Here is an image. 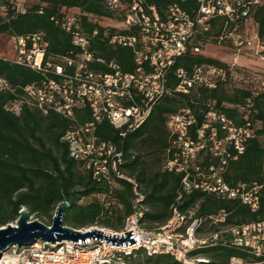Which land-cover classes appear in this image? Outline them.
Instances as JSON below:
<instances>
[{
	"label": "built area",
	"instance_id": "built-area-1",
	"mask_svg": "<svg viewBox=\"0 0 264 264\" xmlns=\"http://www.w3.org/2000/svg\"><path fill=\"white\" fill-rule=\"evenodd\" d=\"M197 3L198 9L193 14L179 4L170 5L161 14L145 0L128 3L107 0L113 18L64 7L52 20L70 35L74 49L66 55L48 56L49 42L43 32L12 37L15 57L0 59L30 68L41 79L25 86L23 94L6 109L15 115H20L24 108L37 109L44 115L57 113L69 122L61 139L69 157L108 188L82 202L97 201L111 214L113 208H123L114 188L122 181L132 186V212L121 231L99 225L81 230L114 236L133 231L136 243L118 247L106 244L105 240L85 244L37 240L10 246L0 264H121L138 251L148 256L169 255L179 264H204L209 260L195 253L218 245L244 253L245 257H232L228 264H264V222L227 225L225 210L205 218L198 216V205L185 211L180 207L187 196L202 192L220 200H238L252 211L259 209L263 186L256 181L227 182L225 175L229 163L238 160L246 152L249 140L256 136L249 116L252 97L264 92V76L257 89H249L252 97L246 99L245 105L223 103L224 107L238 111L243 124L227 116L210 100L207 110L201 111L202 123L190 108L169 116L170 146L163 171L180 175L181 189L171 207L170 219L155 230L143 227L146 196L137 179L126 173L122 146L97 134L99 126L106 121L122 139L126 138L147 122L166 97L188 95L199 89L212 90L236 80L244 72L236 68L243 53L264 65V40L254 19L257 10L264 8V0H197ZM84 18L102 30H87ZM213 25L221 28V32L208 36ZM98 38L112 47L131 49L134 71L125 72L116 60L98 56L93 49ZM197 39L214 40L224 46L232 53L233 61L224 66L196 64L192 69L175 68ZM172 73L177 81L175 87L169 85ZM0 91L14 93V88L7 79L0 78ZM206 220L219 230L207 233Z\"/></svg>",
	"mask_w": 264,
	"mask_h": 264
},
{
	"label": "trees",
	"instance_id": "trees-1",
	"mask_svg": "<svg viewBox=\"0 0 264 264\" xmlns=\"http://www.w3.org/2000/svg\"><path fill=\"white\" fill-rule=\"evenodd\" d=\"M35 1L25 12H21L11 1L0 0V34L14 37L43 32L49 42L48 56L66 55L74 49L70 35L52 20L60 9L79 8L96 17H115L108 10L107 0ZM122 1L128 3L131 0ZM145 2L156 6L161 14L173 4H179L191 14L198 9L197 0ZM254 19L259 25L258 34L264 40V8L257 10ZM84 25L87 30H102L98 25L89 23L87 18H84ZM220 32L221 28L213 25L208 36L219 35ZM199 43L200 39H197L186 55L178 60L175 68L192 69L196 64L225 65L203 55ZM93 49L108 61L116 60L125 72L134 71L131 49L112 47L100 38L95 40ZM0 78L7 79L14 88V93L0 91V228L16 223L22 208H27L31 215H37L41 222L50 225L46 220L52 222L58 204L67 201L69 207L65 212V225L80 230L99 225L121 231L126 217L132 212V186L122 181L119 187L114 188V195L123 208L115 207L111 214L97 201L79 204L82 198L108 188L95 181L90 172L69 157L68 148L61 141L69 122L57 113L44 115L37 109L24 108L20 115H15L6 109L11 101L23 94L25 86L39 81L41 75L10 60L0 59ZM169 85H177L173 73ZM248 97H252L249 89H230L229 83H224L212 90L199 89L188 95L166 97L155 107L147 122L126 138L122 139L119 132L106 121L99 126L97 134L101 139L122 146L127 160L124 166L126 173L137 179L146 196L150 211L145 213L144 228L155 230L170 219L171 207L176 203L181 189L180 175L163 172L170 146L167 128L169 116L182 108H190L202 123L201 111L207 110L206 104L210 100L215 101L217 108L227 116L243 124L238 111L224 107L223 103L243 106ZM252 103L249 119L256 136L249 140L246 152L229 163L225 179L231 183L256 181L261 184L259 209L252 211L238 200H220L213 195L195 192L184 199L180 206L183 211L198 205V216L205 218L225 210L228 213L227 225L264 222V92L252 97ZM85 118L88 119L89 115H85ZM204 227L207 233L219 230L208 220L204 222ZM195 254L209 260L204 264H228L232 257H245L239 249L224 245L203 249ZM139 256L144 261L131 262ZM125 261L129 264H179L169 255L148 256L142 251L126 257Z\"/></svg>",
	"mask_w": 264,
	"mask_h": 264
},
{
	"label": "water",
	"instance_id": "water-1",
	"mask_svg": "<svg viewBox=\"0 0 264 264\" xmlns=\"http://www.w3.org/2000/svg\"><path fill=\"white\" fill-rule=\"evenodd\" d=\"M68 207L69 203L67 201L58 204L50 226L38 220L31 221L27 208H22L16 224H8L0 228V260L10 246L27 245L37 240L51 244L63 241L85 244L92 240H105L106 244L118 247H127L136 243L133 231L125 233L122 236H114L96 230L82 231L65 225L64 217Z\"/></svg>",
	"mask_w": 264,
	"mask_h": 264
},
{
	"label": "rangeland",
	"instance_id": "rangeland-1",
	"mask_svg": "<svg viewBox=\"0 0 264 264\" xmlns=\"http://www.w3.org/2000/svg\"><path fill=\"white\" fill-rule=\"evenodd\" d=\"M9 1H11V3H13V5L20 11L26 10L27 8H30L34 3H36L35 0H9ZM199 46L201 47L203 55H205L206 57L217 59L223 63H231L233 61L232 53L224 46L217 44L214 40L205 43L200 42ZM15 55H16L15 44L12 37L4 34H0V57H5L10 59L15 57ZM236 68L239 70V72L241 71L244 72L239 73V75H237L236 80L232 79L230 81L229 83L230 89H233L235 87L257 89L259 87V83L261 81L260 79L264 76V72H263L264 65L262 64V62H260L259 59L249 58L245 53H243L238 59V64ZM30 216H31L30 218L31 221H35V220L40 221V218H38L37 215L30 214ZM46 222L50 225L52 224L50 219H47ZM143 259H144L143 257L139 256L131 260V262L144 261ZM121 264H129V263H127L124 259L122 260Z\"/></svg>",
	"mask_w": 264,
	"mask_h": 264
},
{
	"label": "crops",
	"instance_id": "crops-1",
	"mask_svg": "<svg viewBox=\"0 0 264 264\" xmlns=\"http://www.w3.org/2000/svg\"><path fill=\"white\" fill-rule=\"evenodd\" d=\"M163 172H164V171H163ZM121 183H122V182H121ZM118 187H119V186H118ZM88 197H89V196H88ZM84 198H87V197H84ZM84 198H82V199L79 201V204H82V205H83V204H84V205H85V204H89V202H87V203H86V202H82ZM149 211H150V208H149V206H147V211H146V213H148Z\"/></svg>",
	"mask_w": 264,
	"mask_h": 264
}]
</instances>
